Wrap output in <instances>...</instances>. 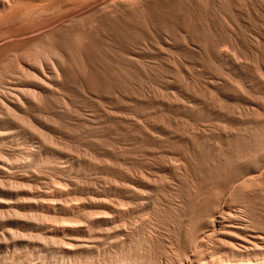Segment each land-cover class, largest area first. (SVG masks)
I'll list each match as a JSON object with an SVG mask.
<instances>
[{
  "label": "rangeland",
  "instance_id": "374dc122",
  "mask_svg": "<svg viewBox=\"0 0 264 264\" xmlns=\"http://www.w3.org/2000/svg\"><path fill=\"white\" fill-rule=\"evenodd\" d=\"M59 6L60 0L36 2L16 0L13 4V24L18 22L23 26H30L39 22L44 24V28H48L53 24L44 19L46 14L39 15V12L50 8L53 15L59 17L63 12V8ZM10 18L2 17L0 28L6 29ZM156 27L160 32L170 35L172 44L165 46L152 38H142L141 47L144 49L147 47L143 75L137 77L135 70L128 71L132 75L133 86L128 85L122 88L112 76L118 70L119 65L113 58L103 56L104 65L109 69L108 73L107 71L103 73L102 70L97 71L101 74L96 77L97 79L90 81V89L95 95L94 102L86 100L73 89L56 88L55 90L54 86H51V90L55 93L52 101H58L59 105H61L62 98L74 99V104L67 105L69 109L67 114L58 113L57 110L55 112L50 105L44 103L39 110L28 108L27 115H20L21 120L13 118V124L8 125L9 128L0 129V134L4 132L0 135V145L9 149L7 153L0 151V160L7 161L12 166L13 176L17 177L13 180V187L32 193L44 191L50 194L52 192V195L63 187L61 192L67 201L65 204L62 202L63 205L74 204L77 200L76 206L78 205L79 210L77 213L81 217L80 222L84 223L83 228L76 227V233L80 234L81 240L67 245L68 247L64 245L63 250V244L54 242L52 239H44L29 227L15 228L13 225H7L2 234L4 238L6 237L5 239L9 238V240L0 239V256H4L5 253L7 257L13 255L14 264H67L68 260L72 262L75 259L84 261L93 258L95 256L94 245L100 243L107 248L109 247L107 242L113 240L110 244L112 250L108 252L112 255H110L111 260L117 259L121 252L120 245L115 242V239H106L107 227L104 225V217L93 214L94 211L87 206V203H90L95 191L108 192L109 182L114 176L113 170H124L125 165L122 161H150L158 169L152 177L159 186V190L152 192L159 208L157 221H155V227L158 229V248L167 256V260H163L162 264H175L186 256L185 251L179 246L180 239L185 231L196 226L197 214L201 205L206 197L216 190L201 181L191 183L187 177L188 174L186 175L187 172L180 166L176 168L175 173H168L164 168L159 171L158 167L165 163L178 164V161H215L213 171L220 169L226 175L233 173L236 176L251 166L264 162L261 161L264 159V122L262 125H256L248 117L253 112L263 113L264 98L255 92L252 82L241 80L232 66L221 67L194 63V53L174 44L183 35L180 29L166 25V23L157 24ZM200 33L203 39V34ZM138 35L139 32L135 31L133 37L137 39ZM224 45V49L221 48V50L227 54L230 51L228 55L232 56V47L228 43ZM226 48L229 49L226 50ZM210 72L212 75L209 74ZM11 75L16 76L13 73H7L4 78L8 80ZM121 89L122 96L119 93ZM83 92L86 93L85 90ZM120 104L127 119L124 126H118L115 119L111 118L103 124L110 129L108 135L100 136L98 134L100 130L96 128L101 126L98 122L102 120L99 108L102 105L109 106L115 112ZM86 113L93 115L92 123L82 119L75 122L72 120V117H84ZM30 115H34L42 123L27 124L28 119L31 118ZM224 130L230 133L224 134ZM144 132L150 136V139L145 138ZM50 136L55 138L57 136V140L50 143ZM241 139L249 140V142L242 143ZM190 141L194 143L195 148L190 146ZM59 185L62 187L60 188ZM29 187H31L30 190ZM251 188V184L248 183L244 190ZM64 189H67L66 193ZM262 191V196L251 197L253 206H250L243 189L234 192L233 198L231 197L226 202L222 229L217 232L216 236L210 234L211 241L204 248L196 249L194 255L191 256L195 264H264V242H260V238H264V190ZM34 201L33 199L28 201L13 198V206L15 204L13 209H16V205H20L23 207L21 210L23 213H38L41 206L39 202ZM55 202L58 204L53 205ZM55 202L50 201L43 204L52 203V206L61 208V200L58 199ZM7 204L0 203V213L3 212L6 219L8 216L13 217L10 211L11 206ZM118 216L121 219L124 217L123 214ZM145 216L147 217L144 213L138 212V214L134 213L131 218L136 224L139 218L144 219ZM9 229L10 231L14 229L15 241L13 237L11 238L12 233ZM41 240L46 241L43 243ZM8 260L11 259L8 258Z\"/></svg>",
  "mask_w": 264,
  "mask_h": 264
},
{
  "label": "bare ground",
  "instance_id": "6f19581e",
  "mask_svg": "<svg viewBox=\"0 0 264 264\" xmlns=\"http://www.w3.org/2000/svg\"><path fill=\"white\" fill-rule=\"evenodd\" d=\"M26 1L36 2L39 0ZM15 2L16 0H0V19L5 16L11 17L10 23L8 22L9 26L6 29L0 28V129L9 128L8 125L13 124V118L21 120L22 116L20 115H27L28 108L39 110V107L44 103L50 105L55 112L57 110L58 113L67 114L66 112L69 110L67 105L69 103L74 104V99L70 97L62 98L61 105H59L58 101H52L55 93L51 90V86H54L55 90L56 88L73 89L86 100L94 102L95 95L90 89V81L95 80L101 74L97 71L102 70L103 73L105 71L108 73L109 69L104 65L103 56L109 59L113 58L119 65L118 70L112 76L122 88L128 85L133 86V78L128 71L135 70L137 77L143 75V63L147 47L145 49L141 47L142 38H152L165 46H171L172 44L170 35L166 32H160L156 27L157 24L163 25L164 23L180 29L183 35L174 44L194 53V63L221 67L232 66L241 80L252 82L255 92L264 98V0H60V6L63 8L61 16H54L50 8L43 9L41 13L39 12V15L46 14L44 19L53 24L48 28H44V24L39 22L30 26H23L18 22L13 24V4ZM25 23L27 22L25 21ZM135 31L139 32V38L137 39L133 37ZM200 32L203 34V39L200 37ZM224 43H228L232 47V56L228 55L230 51L227 54L221 50ZM165 61H168V59ZM165 61L162 60L163 63ZM7 73H13L16 76L11 75L7 80V78H4ZM213 77H216V75H213ZM122 92L121 89L119 92L121 96L123 95ZM58 107L59 109H56ZM122 110L121 104L115 112L109 106L102 105L99 108L102 120L98 122L101 126L96 128H99L98 134L100 136L108 135L110 129L103 124L108 120L110 121L111 118L115 119L118 126H124L127 119ZM30 116L31 118L28 119L27 124L42 123L34 115ZM248 117L256 125H262L264 111L263 113L253 112ZM81 119L92 123L93 115L86 113L84 117H72L74 122ZM2 133L4 134V132ZM229 133L230 131L224 130V134ZM144 135L146 139H150L146 132H144ZM50 139V143H52L57 140V136L56 138L50 136ZM245 140L241 139L240 141L242 143L249 142V140ZM193 144L190 141V146L195 148ZM0 151L7 153L9 149L0 145ZM261 161H264V159ZM122 162L125 165L124 170H113L114 176L109 182L108 192L95 191L90 203H87V206L94 211L93 214L104 217V225L107 227L105 230L106 239H115V242L120 245L121 252L119 256L115 260L110 259L111 254L108 251L111 249L112 240L107 242V246H109L107 248L100 243L94 245L95 256L93 258L84 261L75 259L72 262L68 260L67 264H162L163 260H167L165 252L158 248V229L155 227L159 208L152 192L159 190V186L152 177L155 171L158 172V169L150 161ZM214 163L215 161H178V164L165 163V165L158 167L160 168L159 171L164 168L168 173H175L176 168L180 166L187 172L186 175L188 174L187 177L191 183L201 181L216 190L211 192L201 205L197 214L196 226L185 231L180 239L179 246L185 251L186 256L179 259L175 264H195L191 256L194 255L196 249L204 248L211 241V237L216 236L217 232L222 229L226 202L230 200L236 190L243 189L250 206H253L252 196H262L263 194L261 192L264 190V162L255 164L236 176L233 173L226 175L220 169L213 171ZM57 168H61V166H57ZM11 169L12 166L9 162L0 160V203H8L11 206L10 211L13 216H8V219H6L2 214L3 212L0 213V239L4 238L2 232L5 226L13 225L15 228L19 226L29 227L39 233L42 238L52 239L54 242L63 244V246L66 245V247L80 241L81 237H79L80 234L76 233V227H82L84 223L80 222L81 217L77 213L79 211L78 205L76 206L77 200L74 204L63 205L62 202L65 204L67 201L61 192L62 185H59L62 188L55 191L53 195L52 192L50 194L44 191L32 193L25 189H16V187H13V180L17 177L13 176ZM26 175L28 176V174ZM20 178L18 177V179ZM64 179L62 180L65 181ZM21 180H24V178H21ZM248 183L251 184L252 188L250 190L245 189V191L244 188ZM30 189L31 187H29ZM13 198L28 201L33 199L34 202L40 203V210L38 213L26 214L21 212L23 207L20 205H16V209H13L15 206V204L13 206ZM58 199L61 200V208L51 205L53 201L55 202ZM50 201L52 203L46 205ZM45 202L47 203L43 204ZM55 204L58 203H53V205ZM138 212L144 213L147 217L145 216L144 219L139 218V222L134 224L131 216L134 213L138 214ZM119 214H123L124 217L119 218ZM76 223L79 225H76ZM249 223L247 224L249 225ZM85 226L87 225L85 224ZM13 230L10 231L9 229L12 236L8 232L11 238L14 235ZM234 236L236 237V235ZM5 238L4 241L9 240V238ZM260 239V242H264V238ZM163 240L165 241V239ZM13 241H15V238ZM63 249H65V246ZM13 257V255L7 257L6 253L4 256L1 255L0 264H14ZM8 258L11 260H8Z\"/></svg>",
  "mask_w": 264,
  "mask_h": 264
}]
</instances>
